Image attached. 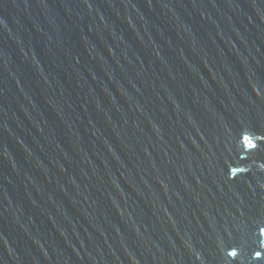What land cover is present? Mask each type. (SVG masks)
<instances>
[{"label":"water","instance_id":"water-1","mask_svg":"<svg viewBox=\"0 0 264 264\" xmlns=\"http://www.w3.org/2000/svg\"><path fill=\"white\" fill-rule=\"evenodd\" d=\"M0 264H264V0H0Z\"/></svg>","mask_w":264,"mask_h":264},{"label":"snow or ice","instance_id":"snow-or-ice-1","mask_svg":"<svg viewBox=\"0 0 264 264\" xmlns=\"http://www.w3.org/2000/svg\"><path fill=\"white\" fill-rule=\"evenodd\" d=\"M248 147H255V145L252 144V143H249V144H248ZM232 254L235 255V253H232Z\"/></svg>","mask_w":264,"mask_h":264}]
</instances>
